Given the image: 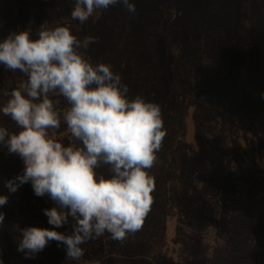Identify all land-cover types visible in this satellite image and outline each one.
<instances>
[{
	"label": "rangeland",
	"instance_id": "1",
	"mask_svg": "<svg viewBox=\"0 0 264 264\" xmlns=\"http://www.w3.org/2000/svg\"><path fill=\"white\" fill-rule=\"evenodd\" d=\"M76 0H0V42L10 32L68 27L95 37L81 52L111 65L140 96L160 105L166 133L150 169L153 204L141 230L123 243L105 233L68 261L50 241L34 258L19 252L20 230L52 229L31 183L10 193L5 182L23 161L0 144L2 264H264V0H130L97 10L81 24ZM25 77L0 64V107ZM58 110L67 103L54 95ZM0 126L15 131L0 112ZM63 133V135H61ZM67 142L66 127L53 130ZM107 174L106 169H102ZM71 219V218H70ZM70 233L66 224L55 229Z\"/></svg>",
	"mask_w": 264,
	"mask_h": 264
},
{
	"label": "clouds",
	"instance_id": "2",
	"mask_svg": "<svg viewBox=\"0 0 264 264\" xmlns=\"http://www.w3.org/2000/svg\"><path fill=\"white\" fill-rule=\"evenodd\" d=\"M117 4L136 12L130 0H76L71 16L83 24L97 10ZM36 35L10 32L0 42V64L25 77L0 107L16 126L15 131L0 126V144L24 164L5 187L14 193L31 183L37 197L54 203L43 210L53 228L21 229L17 250L31 259L56 241L65 246L68 261H78L87 242L108 233L123 243L142 229L154 200L149 170L166 135L162 111L140 96L130 99L111 65L94 64L80 51L95 37L81 41L68 27L45 23ZM57 94L66 110L54 103ZM62 125L66 143L53 135ZM8 199L0 195V206ZM4 219L0 213V225ZM66 224L70 233L55 230Z\"/></svg>",
	"mask_w": 264,
	"mask_h": 264
}]
</instances>
